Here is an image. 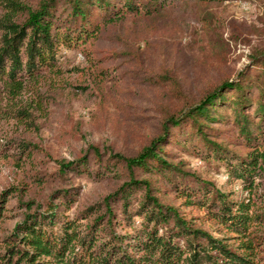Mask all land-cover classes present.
Segmentation results:
<instances>
[{
  "label": "trees",
  "instance_id": "1",
  "mask_svg": "<svg viewBox=\"0 0 264 264\" xmlns=\"http://www.w3.org/2000/svg\"><path fill=\"white\" fill-rule=\"evenodd\" d=\"M226 1L0 0V123L39 130L37 114L52 101L43 87L64 73L67 50L123 93L156 97L155 129L131 153L90 145L72 159L45 158L26 137L0 139V159L27 166L31 180L0 192V264H264L263 37L239 69L208 77L194 94L167 47L140 27L179 6ZM238 1L259 3L264 16V0ZM182 154L224 175V189ZM84 181L112 189L86 202Z\"/></svg>",
  "mask_w": 264,
  "mask_h": 264
},
{
  "label": "rangeland",
  "instance_id": "2",
  "mask_svg": "<svg viewBox=\"0 0 264 264\" xmlns=\"http://www.w3.org/2000/svg\"><path fill=\"white\" fill-rule=\"evenodd\" d=\"M207 20L211 23L208 28ZM140 27L151 40L167 47L169 61L176 66L186 89L194 94L208 77L218 79L239 69L250 46L260 42L261 37L264 39V16L259 3L238 0L212 8L179 6L164 17L141 22ZM215 34L229 39L228 45L215 49L210 41ZM155 58L148 55L147 64L156 67ZM62 66L64 73L49 78L43 87L52 101L46 105L45 116L37 114L39 130L1 122L0 139L21 135L39 146L42 156L56 159H72L90 145H114L119 151L131 153L147 144L156 124V113L151 110L156 102L152 89L123 93L120 83L109 76L100 77L79 50H67ZM181 159L219 186L225 179L200 157L182 154ZM20 180L31 183L27 166L0 159V192ZM82 183V200L86 202L101 198L112 189L107 181ZM185 212L201 214L196 208ZM14 224L8 220L4 226L12 228Z\"/></svg>",
  "mask_w": 264,
  "mask_h": 264
}]
</instances>
